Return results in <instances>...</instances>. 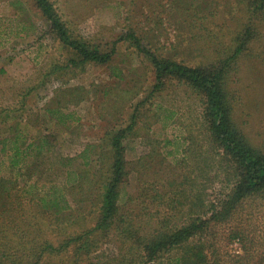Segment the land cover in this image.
Listing matches in <instances>:
<instances>
[{
    "label": "rangeland",
    "instance_id": "374dc122",
    "mask_svg": "<svg viewBox=\"0 0 264 264\" xmlns=\"http://www.w3.org/2000/svg\"><path fill=\"white\" fill-rule=\"evenodd\" d=\"M50 2L72 39L112 57L83 61L35 0H0V178L10 177L11 155L1 142L21 135L18 146L31 147L20 168L32 180L20 176L19 191L46 184L67 194L65 213L31 216L53 244L70 242L64 264H264V194L232 199L240 171L211 136L203 95L176 76L160 81L135 46L138 39L159 59L194 67L244 26L255 27L232 88L235 121L260 145L264 16L253 19L247 0ZM194 17L203 23L191 24ZM19 18L30 30L20 33ZM116 136L125 169L112 226L102 232ZM69 169L78 181L66 186ZM192 225L189 239L163 245Z\"/></svg>",
    "mask_w": 264,
    "mask_h": 264
},
{
    "label": "trees",
    "instance_id": "16d2710c",
    "mask_svg": "<svg viewBox=\"0 0 264 264\" xmlns=\"http://www.w3.org/2000/svg\"><path fill=\"white\" fill-rule=\"evenodd\" d=\"M35 3L52 29L57 32L60 40L75 50L83 61L107 63L111 59L112 55L91 51L84 44L72 39L50 0H35ZM247 3L253 19L264 16V0H247ZM198 23H203L200 18H192L191 24L197 27ZM18 24L21 26L20 33L30 30L21 18L18 19ZM258 34V30L252 25L244 26L237 32L234 43L218 46L210 60L207 59V62L194 67L172 60L159 59L138 39H135V46L151 60L160 81L163 77L176 76L203 95L211 136L240 171V179L236 183L232 198L236 202L264 194V142L260 145L253 143L237 125L234 117L236 96L232 88L233 79L236 80L239 77L241 58L254 49L251 44ZM193 36L196 37L198 34ZM160 85L161 82L158 86ZM20 136L8 137L1 142L4 154L7 152L6 147L11 144L8 149L11 155L8 156L10 177L0 178V264H64L65 252L70 242L53 244L45 236L40 224L33 223L31 216L36 217L49 210L54 214L65 213L70 209L67 194L64 188L47 189L46 184L36 190L33 189L36 185L31 184L32 186H27V192L19 191L20 176L28 178L29 185L32 180L31 175L29 177L20 168L26 164L28 155H24L31 144L29 148H20L18 146ZM122 139V136H116L111 142L112 177L103 192V205L98 222V228L102 232L108 231L112 226L117 211L118 190L125 169ZM46 145L47 142H44L42 149ZM65 176L66 186L78 181V174L71 169L66 171ZM196 228L192 225L177 230L167 237L163 245L172 247L186 241ZM160 246L161 244H156V247ZM77 251L78 249L75 248L74 258Z\"/></svg>",
    "mask_w": 264,
    "mask_h": 264
}]
</instances>
